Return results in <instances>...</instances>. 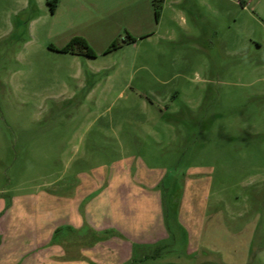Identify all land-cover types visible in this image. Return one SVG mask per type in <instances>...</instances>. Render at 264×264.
<instances>
[{
    "label": "rangeland",
    "instance_id": "374dc122",
    "mask_svg": "<svg viewBox=\"0 0 264 264\" xmlns=\"http://www.w3.org/2000/svg\"><path fill=\"white\" fill-rule=\"evenodd\" d=\"M147 1H64L52 13L53 0H0L11 257L33 233L19 223L64 220L78 177L131 160L132 173L163 176L170 235L129 264H264V3L170 1L156 14Z\"/></svg>",
    "mask_w": 264,
    "mask_h": 264
},
{
    "label": "crops",
    "instance_id": "0c3cea01",
    "mask_svg": "<svg viewBox=\"0 0 264 264\" xmlns=\"http://www.w3.org/2000/svg\"><path fill=\"white\" fill-rule=\"evenodd\" d=\"M40 1L34 0V4ZM64 1L72 0H58L57 9ZM170 1L181 6L185 0H162L158 12H165ZM228 1L240 3L245 10L250 4L264 3V0ZM26 2L28 6L31 4V0ZM146 4L148 11L151 9L158 13L154 0ZM178 12L185 14L184 9ZM133 166L131 160L122 161L108 173L78 177L81 183L71 186L77 189L65 201L67 207L72 206V211L69 212V208L61 211L66 217L64 220L56 218L52 224L46 223L48 225L44 229L46 224L39 228L36 224L19 223L21 232L33 233L20 241L14 258L6 250L5 231L0 232V264H129L135 260L136 250L143 251L141 262L149 260L151 250L163 245L170 235L160 189L163 176L150 173L139 176L132 173ZM14 208L11 206L5 212L6 230ZM207 209H210L209 204L204 219L207 218ZM27 213V210H22L19 215L27 217ZM63 230H66V235L62 237ZM20 235L24 236L23 233Z\"/></svg>",
    "mask_w": 264,
    "mask_h": 264
},
{
    "label": "trees",
    "instance_id": "16d2710c",
    "mask_svg": "<svg viewBox=\"0 0 264 264\" xmlns=\"http://www.w3.org/2000/svg\"><path fill=\"white\" fill-rule=\"evenodd\" d=\"M161 1L162 0H154V6H155V9H156L157 12L161 8ZM49 3H50V7H51V12L55 13V11L57 9V5H58V0H53V2H49ZM128 38H129V42H132V43L136 42L135 38H133L131 36H128Z\"/></svg>",
    "mask_w": 264,
    "mask_h": 264
}]
</instances>
